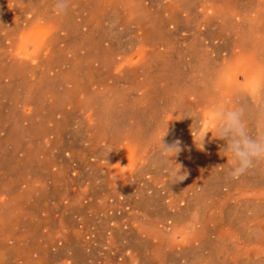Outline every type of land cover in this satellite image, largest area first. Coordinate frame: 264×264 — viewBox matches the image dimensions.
<instances>
[{
	"label": "rangeland",
	"instance_id": "374dc122",
	"mask_svg": "<svg viewBox=\"0 0 264 264\" xmlns=\"http://www.w3.org/2000/svg\"><path fill=\"white\" fill-rule=\"evenodd\" d=\"M53 2L0 0V264H264V163L202 127L223 96L256 133L264 0Z\"/></svg>",
	"mask_w": 264,
	"mask_h": 264
},
{
	"label": "clouds",
	"instance_id": "9594fccd",
	"mask_svg": "<svg viewBox=\"0 0 264 264\" xmlns=\"http://www.w3.org/2000/svg\"><path fill=\"white\" fill-rule=\"evenodd\" d=\"M68 6L69 0H54L53 11L59 16L66 12ZM243 91L264 106V97H257L256 92L251 89ZM204 119L206 122L202 127L206 134L214 131L216 137L226 141L223 150L224 156L227 157V172L230 177L238 178L258 164L264 163V114L257 119L256 133L253 135L245 119L244 107L234 105L229 99L221 96L211 104L210 112ZM163 138L157 134L153 136L151 143L159 154L160 162L167 165L165 171L173 183L183 181L187 173H182L181 167L175 166L179 163L174 159L181 151L179 141L174 145H166ZM145 163L147 162L144 160L138 161L139 166Z\"/></svg>",
	"mask_w": 264,
	"mask_h": 264
}]
</instances>
